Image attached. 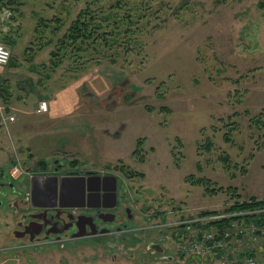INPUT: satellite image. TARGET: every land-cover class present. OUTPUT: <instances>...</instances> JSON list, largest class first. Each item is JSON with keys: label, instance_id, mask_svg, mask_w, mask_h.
Instances as JSON below:
<instances>
[{"label": "rangeland", "instance_id": "rangeland-1", "mask_svg": "<svg viewBox=\"0 0 264 264\" xmlns=\"http://www.w3.org/2000/svg\"><path fill=\"white\" fill-rule=\"evenodd\" d=\"M18 1L14 9H0V43L23 61L18 72L45 83L28 100L30 108L44 98L54 101V111L28 117L30 125L47 129L41 133L46 147L15 141L9 126L1 127L0 183L7 197L0 196V264H213L178 257L182 235L172 227L201 212H221L236 200H264V126L251 122L262 114L264 125V0H135L149 3L136 44L118 48V54H112L114 46L109 56L78 70L64 51L63 63L53 69L51 52L93 0ZM96 1L106 9L112 0ZM41 19L48 26L38 27ZM9 35L18 39L15 48L5 41ZM43 72L51 78L44 79ZM234 125L229 143L224 134ZM139 139L141 153L135 156ZM207 141L213 144L209 151ZM55 157H77L115 176L118 200L133 212L136 233L7 250L15 243L10 234L16 211L6 203L26 195L29 167H47ZM135 172L142 175L132 176ZM157 233L166 237L164 246L159 243L169 256L149 252ZM249 244L264 257V236L231 249L248 250Z\"/></svg>", "mask_w": 264, "mask_h": 264}, {"label": "flooded vegetation", "instance_id": "flooded-vegetation-1", "mask_svg": "<svg viewBox=\"0 0 264 264\" xmlns=\"http://www.w3.org/2000/svg\"><path fill=\"white\" fill-rule=\"evenodd\" d=\"M29 168L28 172L33 174L26 180V195L6 203L16 211L15 227L10 234L15 243L7 250L27 252L44 244L66 246L76 240L86 242L115 232H119L118 235H123L122 231L136 233L131 224L134 214L118 200V187L114 198L110 179H102L97 184L98 178L113 175L92 170L88 163L77 157L70 160L55 157L47 167ZM0 185V196L6 198V185ZM8 186L14 190L13 183ZM0 206H3L2 201ZM143 236L135 234V239L144 241ZM156 237L150 243L158 245L162 241L164 246L166 237L163 233H157ZM124 238L130 239L127 234ZM161 245L155 246L156 250L162 249ZM155 248L149 252L169 256L166 250L161 253Z\"/></svg>", "mask_w": 264, "mask_h": 264}, {"label": "trees", "instance_id": "trees-1", "mask_svg": "<svg viewBox=\"0 0 264 264\" xmlns=\"http://www.w3.org/2000/svg\"><path fill=\"white\" fill-rule=\"evenodd\" d=\"M133 1L135 2V0H112L111 2H108V7L106 9L103 7V4L96 0L89 2L86 7L80 11L66 33H64V35L59 38L57 48L55 50H52V68L56 69L61 66V64L63 63V56L67 53H69V56L75 60V64H73L76 66V69L74 68V70H78L92 60L100 62L101 59L109 56L108 53L113 49L114 46H117V52L113 51L112 54H118V48H123L124 46L129 45L130 47H133L136 44L135 41L136 38H138V33L142 31L143 24L139 25V23H141V19L144 17L145 6L149 7V3L140 4L139 2L133 3ZM19 3L20 2L18 0H0V9H14V6L19 5ZM42 24H44V26H48L46 21L43 19L39 21L37 26L39 27ZM38 27L35 30L36 32L39 31ZM130 32L132 33V35L129 38L128 35ZM122 38H125V40L127 38V41L122 42ZM5 41L9 45L14 44V41H12L11 37L9 36L5 37ZM131 41L134 42L131 43ZM51 42V40H48L46 41V44H49ZM89 51H91V55L86 54V56H84L82 54L89 53ZM112 61H114V59H112ZM262 117V114H259L255 118L251 119V122L255 123L256 125L264 126L261 119ZM234 123L235 122H233L232 124ZM234 130H236L235 125L229 129V132H226L224 134L225 141L229 143L233 142L232 131ZM142 143L143 139H139L137 141V148L134 151L135 156H138L141 153L140 148L142 146ZM212 145V142H206L205 146L208 151L211 150ZM223 159L225 162H229L228 156H225ZM143 161L144 158H141V162ZM141 175L142 174L136 172L132 173V176ZM195 182L197 184H204V181L202 179H197ZM259 210H261V212H257ZM263 210L264 200H257L256 198L252 197L250 200L246 201L236 200L233 205L221 212L205 211L201 212L198 216H207L224 212H249V214L243 215L241 217L224 218L208 224L207 227L215 225L218 230L223 233V231L226 228H229L232 222L237 218L240 220H244L246 223H254L260 227L264 226ZM183 227L185 228V226H182V229L181 227H179L178 229L181 230H176L175 232L183 231ZM187 227L191 228L192 224H188ZM172 228L175 230L177 227ZM175 232L173 231V233ZM243 255L244 253H241L240 257H242Z\"/></svg>", "mask_w": 264, "mask_h": 264}, {"label": "built area", "instance_id": "built-area-1", "mask_svg": "<svg viewBox=\"0 0 264 264\" xmlns=\"http://www.w3.org/2000/svg\"><path fill=\"white\" fill-rule=\"evenodd\" d=\"M10 60V49L5 44L0 43V68L8 65ZM49 108L48 101L42 100L36 113H48ZM4 110L5 107L0 103V113H3ZM10 120L12 121L14 118L10 117ZM257 212H261V210ZM247 214L249 212H224L185 218L181 222H177L173 227H181L182 229V226H185V228L183 227L185 231H181V239L176 242V254L180 258H186V262L191 258H202L213 261V264H262L257 259L259 257L256 256L253 250V244L247 246L248 250L238 249V247L234 249L232 247L231 249V244L239 242L243 246L246 242L254 243L258 237L264 236V227H259L254 223H246L244 220L238 218L223 233L215 225L207 227L208 224L214 221L224 218L241 217ZM188 224H192V227L188 228ZM241 253H244L242 257H240ZM260 258L264 259V257Z\"/></svg>", "mask_w": 264, "mask_h": 264}, {"label": "crops", "instance_id": "crops-1", "mask_svg": "<svg viewBox=\"0 0 264 264\" xmlns=\"http://www.w3.org/2000/svg\"><path fill=\"white\" fill-rule=\"evenodd\" d=\"M9 36L10 37L12 36L11 40L14 41V44H11L9 46L15 48L18 44L17 43L18 39L16 40V38H14V35H9ZM8 66L14 69L9 70V67L0 68V103L5 107L4 112L0 113V130L1 127L3 126H9L8 129L10 130L12 136L15 138V141L16 140L19 141L21 139H27L28 142L31 143L30 146L32 145L36 146L37 144L38 148L46 147L47 145L44 143L45 139H43L41 133L45 132V130L47 129L45 127H41V125L39 126V128L30 125L28 117L36 116V115H45V114L47 115L46 117L50 116L54 111V107H53L54 101L53 100L50 101L49 113L37 114L36 110L38 106H36L35 109H31L29 106V101L30 98H32L34 95H39V90L37 88H40L41 84H42L41 86L44 87L45 83L40 80H33V78H31L30 76L24 75L23 74L24 72H18L19 70H23L25 68L23 61L20 58H14V56H12L11 63ZM31 70H34V68L31 67ZM43 78L48 80L51 78V75L48 73L47 74L44 73ZM28 80H30L31 88H28ZM32 88L35 89L32 91ZM42 100L45 99L42 98ZM10 117H13L14 120L11 121ZM46 117H45V121H46ZM10 126L12 127L10 128ZM36 134H39L40 136L36 138L37 137ZM56 147H54L55 150H58L60 148L59 147L57 149ZM30 148L31 147H28V150ZM50 151L52 152L53 150L50 149ZM32 152L33 151L31 150L29 151V154H31L28 156L29 158L34 156V153ZM58 153L66 154L70 152L68 151L55 152V154ZM38 159L44 160L43 158L41 159L38 158Z\"/></svg>", "mask_w": 264, "mask_h": 264}, {"label": "water", "instance_id": "water-1", "mask_svg": "<svg viewBox=\"0 0 264 264\" xmlns=\"http://www.w3.org/2000/svg\"><path fill=\"white\" fill-rule=\"evenodd\" d=\"M67 179H73V178H67ZM102 179L103 180H106V179H110L111 180V184L113 186V197L116 198L117 178L114 177V176H107V177H104V178H98L97 184H100L99 182H101ZM155 246H160V244H158V245L151 244L149 246V249L155 248ZM155 251H159V252L163 253L164 249L162 248V249L156 250V248H155ZM172 259H173V257L169 258V260H172Z\"/></svg>", "mask_w": 264, "mask_h": 264}]
</instances>
